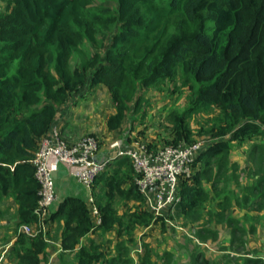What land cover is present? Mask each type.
<instances>
[{"label":"trees","instance_id":"16d2710c","mask_svg":"<svg viewBox=\"0 0 264 264\" xmlns=\"http://www.w3.org/2000/svg\"><path fill=\"white\" fill-rule=\"evenodd\" d=\"M0 3V201L13 198L17 205L18 231L11 248L17 263L42 264L50 242L57 240L64 251H73L90 233L103 236L117 229L118 238L134 243L138 227L166 226L165 218L147 211L126 157L95 182L99 223L93 221L90 203L68 198L50 215L47 232L29 236L20 231L39 220L40 185L32 160L41 140L62 107L98 87L107 88L113 104L115 112L106 121L111 132L121 131L131 115L143 110L147 91L166 84L172 93L189 91L184 111L169 115L173 139L168 145L195 143L191 122L212 116L209 128L198 132L211 135L209 146L192 162L191 177L180 179L181 201L174 211L187 223L200 222L206 214L199 238H219L207 226L215 222L230 232L233 251H242L245 237L258 227L238 219L236 207L264 213V173L237 196L227 190L223 172L232 169L234 146L264 138V0ZM216 200L218 209L208 208ZM100 248H80L78 264L106 260ZM128 248L121 243L117 250L126 257L108 264H132ZM195 256L198 264H215ZM244 264H264V259L254 256Z\"/></svg>","mask_w":264,"mask_h":264},{"label":"rangeland","instance_id":"374dc122","mask_svg":"<svg viewBox=\"0 0 264 264\" xmlns=\"http://www.w3.org/2000/svg\"><path fill=\"white\" fill-rule=\"evenodd\" d=\"M104 1L108 3L111 2V4L115 2V0ZM3 9L4 5L0 3V11ZM95 91L97 95L93 98V101H103V107H99L97 112H94L92 108H88L87 112L88 114H94L96 126H99L100 120L102 119V112L105 110L104 108L106 105H108L110 96L106 87L97 88ZM188 93L189 91L187 89L172 93L170 92L169 84L163 85L159 90L152 89L147 91V93H145L146 105L143 110L141 109L137 115H131L128 118V121L131 122L129 125L132 129H135L136 125H134V122L138 119V128H142L141 132L154 144L152 143L150 145V143L141 138V136H138V138H141L139 140L144 144H148L151 151H158L163 146L170 144L169 142L173 138L170 136L172 126L169 121V115L174 110L179 112L184 111L185 107L188 105ZM87 102L88 100L84 102L85 105L81 104V106L87 108L89 106ZM143 112H145L146 117L142 118ZM211 118V115L204 114L191 122L192 128L196 134L194 137L195 143L204 142L208 145L210 142L209 140L212 138L211 135L205 133L199 136L198 132L203 130V128H209L210 125L208 122ZM83 120L86 121V117L85 119L83 118ZM128 128L125 130L127 136H129ZM102 129L103 128L100 129L101 133H103ZM86 130L87 133L80 134L79 132L81 131H79L78 128H73L71 136L75 138H73L71 142L73 143L74 140L76 141L84 136L91 135L97 137L101 144L102 140L98 135L93 134L91 132L92 130ZM133 133L135 134V132ZM123 135L120 136V138L123 139L125 136ZM155 137H159V139L156 140ZM116 140L120 141L118 138L115 139V141ZM156 142L160 143V145L158 143L156 144ZM104 143L106 142L104 141ZM158 145L161 147H158ZM98 156L99 153L96 159L101 161ZM231 160L232 163H234L232 169L223 172V174L225 175L227 173V190L239 196L245 189L251 187L253 183L260 179L264 173V138L256 137L243 145L234 146L231 152ZM113 167L114 166L109 170H112ZM216 202L217 200L209 202L207 204L208 208L218 209V207L215 206ZM236 210L239 213L237 214L238 219H241L245 225L248 227L257 225L258 227V231L254 235L245 237L246 243L243 245L242 251L239 252H234L229 242L225 244V238L229 240L231 238L230 232L225 230L224 226L222 227L223 229L217 226L218 224L215 222L207 226L210 229L218 231L220 237L218 238L217 236L216 239L213 237L205 242L199 238V228L205 226L207 222L205 221L207 219L206 214L200 222L187 223L185 220L178 217L174 210L167 219L168 222L166 221V226H163V223L160 222L158 225H152L150 227H138L134 234V243H130L126 240L127 238H122V241H119L117 244L120 245L123 243L124 245H128L129 248L126 251L129 252V258L132 264H142L146 259H148L149 262L145 264H198L199 258L195 255H203L209 259V262L215 264H227L230 261L229 258H233L231 260L232 264H237L238 262L244 264L246 258L254 256L264 259V213H261V211H254L248 214L246 211H241L238 207H236ZM101 240L102 242L105 241L103 238H100V241ZM171 254H174V257H172L173 255ZM125 257L126 256H124V258ZM168 257L173 259H169Z\"/></svg>","mask_w":264,"mask_h":264},{"label":"built area","instance_id":"2783aa9c","mask_svg":"<svg viewBox=\"0 0 264 264\" xmlns=\"http://www.w3.org/2000/svg\"><path fill=\"white\" fill-rule=\"evenodd\" d=\"M100 147L99 139L91 135L69 143L62 136L60 126L57 123L53 125L48 136L41 140L32 160L40 185L36 209L39 220L35 225L22 226L20 231L29 236L41 231L47 232L49 210L56 201L54 171L57 170L58 163L71 167L74 178L81 185L92 189L98 177L108 172L117 160L126 157L133 163L136 186L145 199L146 209L154 216L167 220L175 205L181 201L180 179L191 177L192 162L204 151L207 143L196 142L187 145L181 142L180 145H166L158 151H151L147 144L139 140L135 141L133 148H125L122 142L115 141L110 146L113 155L99 161L96 156ZM51 158H55L57 164L50 166ZM89 203L92 207L91 216L94 217L95 223H99L100 215L94 199ZM9 250V245L0 247V264L4 262Z\"/></svg>","mask_w":264,"mask_h":264},{"label":"crops","instance_id":"0c3cea01","mask_svg":"<svg viewBox=\"0 0 264 264\" xmlns=\"http://www.w3.org/2000/svg\"><path fill=\"white\" fill-rule=\"evenodd\" d=\"M100 88V87H98ZM97 93L96 91H92L91 94L78 98L76 102H73L70 106H64L60 109V114L57 118L56 123L60 126V131L62 133V136L69 142L73 140V136H71V132L73 128H78L80 134L87 133V130H92L91 132L93 134L98 135L99 138H101V149L99 152L98 158L100 160H103L109 156L113 155V150L111 149V144L115 142V139L119 142H122V146L125 148H133L135 146V141L137 140L138 136H141L144 140L148 141L147 136L140 135L139 131H141L142 128H138V122L135 121L134 125H136L135 129H132V127L129 125L131 122L128 120L124 123L123 128L121 131L118 132H111L107 128V118L111 114H113L114 108L111 99L109 98L108 105L104 108L105 110L102 112V119L100 120L99 126H96V121L94 114H88L87 109L92 108L94 112L98 111V108H102L104 102L103 101H93V98L96 97ZM88 100V107H82L81 104H84L85 101ZM85 105V104H84ZM108 108V109H106ZM86 121L83 120V118ZM129 127V128H128ZM102 129L103 133L100 132V129ZM128 128V134L127 136L125 130ZM99 129V130H98ZM84 132V133H83ZM125 132V136L123 133ZM135 132V134L133 133ZM100 134V135H99ZM124 136V138H120V136ZM154 139V138H153ZM156 140L159 139V137H155ZM77 141V140H76ZM74 140V142H76ZM104 141L106 143H104ZM73 142V143H74ZM110 142V143H109ZM158 142H156L157 144ZM154 144V143H153ZM160 145V143H158ZM158 147H161L159 146ZM155 147V146H154ZM232 161V160H231ZM57 164V161L55 158L50 159L49 165H55ZM73 169L71 167L58 163L57 164V170L54 171V185H55V191H56V201L51 206L49 213L50 215L52 213H55L61 203H63L68 198H77L84 202L89 203L93 196V189L86 188L85 186L81 185L73 176L72 174ZM210 188V185L208 186ZM91 205V204H90ZM92 208V207H91ZM235 209V208H234ZM236 213H238L236 211ZM93 221L95 222L94 217ZM19 223L18 213H17V205L15 204V200L13 198H6L2 201H0V247L4 245H9L10 250L2 264H18L17 260L11 255V248L14 245L16 238H17V225ZM55 225H52L54 227ZM118 230H114L111 233H107L105 235H100L98 233H90L86 237L82 238L80 241V244L76 247L73 251H64L62 247L61 241H53L49 244L47 255L43 259L42 264H78L77 260V253L80 248L86 247L88 250L100 246V250L106 255V260H103L101 262L103 263H97V264H108V261L112 258H115L116 256L121 257L124 259L123 254H120L117 250L119 241H122V238H118L117 235ZM99 235V236H98ZM100 238L104 239L105 241H100ZM124 238V237H123ZM125 239V238H124ZM229 241L228 238H225L224 242L227 244ZM128 246V245H126ZM130 256V255H129Z\"/></svg>","mask_w":264,"mask_h":264},{"label":"clouds","instance_id":"9594fccd","mask_svg":"<svg viewBox=\"0 0 264 264\" xmlns=\"http://www.w3.org/2000/svg\"><path fill=\"white\" fill-rule=\"evenodd\" d=\"M139 141H141V140H139ZM145 144H146V143H145ZM163 147H164V146H163ZM121 159H122V158H121ZM117 161H118V160H117ZM117 161H116V162H117ZM116 162H115V163H116ZM115 163H114V164H115ZM113 166H114V165H113ZM173 210H174V209H173ZM170 214H171V213H170ZM170 214H169V215H170Z\"/></svg>","mask_w":264,"mask_h":264}]
</instances>
